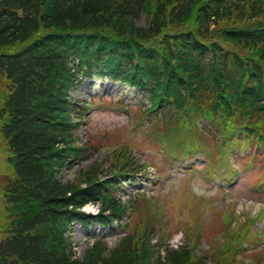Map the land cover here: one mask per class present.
Segmentation results:
<instances>
[{
  "label": "trees",
  "instance_id": "trees-1",
  "mask_svg": "<svg viewBox=\"0 0 264 264\" xmlns=\"http://www.w3.org/2000/svg\"><path fill=\"white\" fill-rule=\"evenodd\" d=\"M91 76L145 95L139 119L165 159L198 152L208 170L227 166L230 145L264 144V0H0V133L15 175L4 189L0 264H238L228 220L211 262L192 226L159 258L150 239L162 232V201L118 197L119 181L146 165L123 146L107 168L93 161L67 182L56 178L101 147L89 131L81 145L85 105L68 94ZM89 201L100 203L95 217L79 212ZM127 209L128 231L112 248L96 239L74 256L64 236L74 221L107 224Z\"/></svg>",
  "mask_w": 264,
  "mask_h": 264
},
{
  "label": "rangeland",
  "instance_id": "rangeland-1",
  "mask_svg": "<svg viewBox=\"0 0 264 264\" xmlns=\"http://www.w3.org/2000/svg\"><path fill=\"white\" fill-rule=\"evenodd\" d=\"M95 82L96 81L86 80L72 92L73 96L79 99L83 98L88 100L90 95L97 96V98L92 100L87 109V115L90 118L87 126L88 129L91 130L93 138L99 141L101 145L109 146L117 143L122 144L129 149H134L141 154L148 155L147 158L152 160L156 168H163L160 175L161 179H164L162 184L159 186H150L148 189L149 195L156 196V194H158L162 199H170V205L161 203V208L165 209L164 207H169L166 210L171 211L176 217L184 215L187 219L190 218L192 220L198 219L197 212L200 208L203 210L206 209L207 214H210L212 206L218 210H226L229 209L230 206H233L236 214L242 210H258L260 204L257 202V199L260 197L255 189L258 187L257 182L259 178L264 175L263 166L260 167L259 175L255 176L254 179V174L251 169H246L237 173L240 180L231 185L226 184L224 178L218 179L217 177H213L210 180L202 179V173L198 170L202 161L196 157L193 162L197 166L198 171L182 178L181 171H173L171 167L163 163V158L158 155L156 148L150 142L144 140L145 136L143 135L139 122L134 120V116L142 109L143 96L140 95L137 99H134L132 98L134 96L133 91L128 89L126 94L121 98L122 100L118 101L116 94L124 90L122 87L117 84L110 86L107 80ZM83 131L82 127L78 129V135H82ZM97 158L99 160L103 158L102 150L97 154ZM178 163L179 162H175L174 164L176 165H174V167L183 170L185 162H183L181 166H178ZM232 163H234V161H232ZM5 164L7 165L6 157L2 151V145H0V185L3 182L2 175L5 173ZM89 164L90 161H81L78 164H74L71 169L63 167L59 171L58 177L61 181L65 182L67 179L72 178L80 167L85 168ZM254 170L257 171L258 167H254ZM219 183H223V185L220 186L218 185ZM140 185V182L132 184L126 182L122 184L121 187L124 193L131 191L132 188L136 189ZM195 194L203 197L200 204L196 206H194V203L196 200L199 201V197L196 199ZM261 196L264 198V195ZM191 207H193L192 212L190 211ZM220 219L221 217L209 224V227L212 228V237L209 235L208 241L211 242L212 245L216 243V236L219 235ZM2 221L0 215V224ZM258 226L262 228L261 239L264 240V220L259 225H256L255 228H258ZM90 227L91 226L80 227L79 222L75 224L71 240L75 243L77 255L80 253L82 254L87 246L86 238L89 235ZM171 228H175V224H171ZM116 238L115 235H111L106 239L109 245L112 246Z\"/></svg>",
  "mask_w": 264,
  "mask_h": 264
}]
</instances>
